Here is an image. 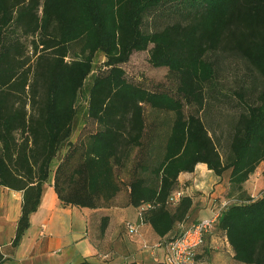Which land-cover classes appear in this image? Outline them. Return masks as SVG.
<instances>
[{
  "label": "trees",
  "instance_id": "16d2710c",
  "mask_svg": "<svg viewBox=\"0 0 264 264\" xmlns=\"http://www.w3.org/2000/svg\"><path fill=\"white\" fill-rule=\"evenodd\" d=\"M164 18L170 21L157 25ZM143 51L151 67L167 69L173 89L126 77L122 65ZM227 53L264 81V0H0V186L23 193L13 245L55 161L53 187L63 205L96 209L127 187L129 206L151 205L141 220L160 237L192 206L187 196L175 208L167 204L178 176L205 164L217 177L228 173L230 193H238L215 229L236 262L264 264V196L243 191L264 163V86L239 104L225 157L200 116L217 98L215 57ZM98 54L105 60L93 75ZM85 89L84 116L95 129L71 143ZM242 91L235 93L241 101ZM107 225L103 218L102 233Z\"/></svg>",
  "mask_w": 264,
  "mask_h": 264
},
{
  "label": "crops",
  "instance_id": "0c3cea01",
  "mask_svg": "<svg viewBox=\"0 0 264 264\" xmlns=\"http://www.w3.org/2000/svg\"><path fill=\"white\" fill-rule=\"evenodd\" d=\"M83 136V130H74L70 142L76 143ZM57 164L55 161L51 177L43 186L39 207L30 216V225L16 247L13 240L23 193L0 186L1 264H166L165 240L210 216L222 201L232 200L225 180L215 176L205 164H197L193 172L178 176L175 190L192 201L186 218L168 235L160 237L148 223L140 221L138 209L128 205L127 187L109 205L96 209L63 205L53 187ZM263 169L264 163L257 168V175ZM127 178V172L121 176L122 181ZM103 218L108 219V225L102 233ZM127 224L136 225L137 234H129ZM195 254L193 264H240L233 259L226 237L217 229L206 235L203 246Z\"/></svg>",
  "mask_w": 264,
  "mask_h": 264
},
{
  "label": "rangeland",
  "instance_id": "374dc122",
  "mask_svg": "<svg viewBox=\"0 0 264 264\" xmlns=\"http://www.w3.org/2000/svg\"><path fill=\"white\" fill-rule=\"evenodd\" d=\"M169 21V19L164 18L161 22L157 23V25L163 27ZM155 25L154 23L151 26L154 28L156 27ZM148 55V51L134 53L129 62L122 65L126 77L131 81L143 82L152 90L164 88L173 89L175 82L168 76L167 69L151 67L148 63ZM28 56L30 58V65H33L36 56L31 51H29ZM104 60L101 54L96 56L93 75L99 73ZM215 60L217 62L216 82L219 86L217 89L218 94L215 96L217 98L208 99L210 106L201 113L200 116L222 157H225L228 152L230 141V127L241 112L242 106L239 104L243 103V101H254L259 91L263 88L264 81L250 66L237 56L228 53L220 54L215 57ZM91 78L92 77L88 78L87 86ZM240 89L243 90L242 101L235 94ZM221 93L225 95L226 98L219 96ZM86 104L87 90L85 89L80 93L76 103L78 116L75 121V130L90 132L95 128L91 121L84 116ZM148 114V121H152V117L155 116V113L149 112ZM161 118L163 119L164 115H161ZM227 176L228 173H225L222 176V180H225V187H227V191L229 192V198L232 197L233 200H236L238 199V193H234V195L230 193ZM243 191L247 198L253 200L264 196V179L261 173L257 175L255 172L244 184Z\"/></svg>",
  "mask_w": 264,
  "mask_h": 264
},
{
  "label": "built area",
  "instance_id": "2783aa9c",
  "mask_svg": "<svg viewBox=\"0 0 264 264\" xmlns=\"http://www.w3.org/2000/svg\"><path fill=\"white\" fill-rule=\"evenodd\" d=\"M183 194L178 191L169 196L167 204L169 207L178 204ZM231 200L221 202L210 216L182 228V230L164 241L166 264H193L196 250L203 246L205 237L216 228V224L222 212L230 205ZM234 201V200H233ZM151 207L150 204L143 205L138 209V217L141 220V213ZM129 234H137L138 227L134 224H127Z\"/></svg>",
  "mask_w": 264,
  "mask_h": 264
}]
</instances>
